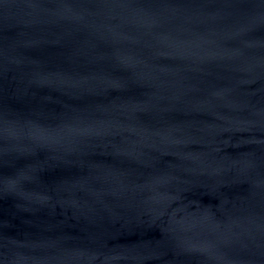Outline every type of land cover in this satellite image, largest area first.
Listing matches in <instances>:
<instances>
[{"label":"water","instance_id":"95a60500","mask_svg":"<svg viewBox=\"0 0 264 264\" xmlns=\"http://www.w3.org/2000/svg\"><path fill=\"white\" fill-rule=\"evenodd\" d=\"M0 264H264V0H0Z\"/></svg>","mask_w":264,"mask_h":264}]
</instances>
